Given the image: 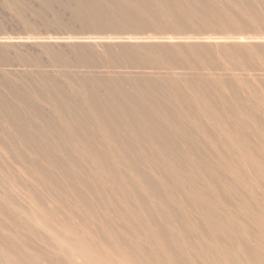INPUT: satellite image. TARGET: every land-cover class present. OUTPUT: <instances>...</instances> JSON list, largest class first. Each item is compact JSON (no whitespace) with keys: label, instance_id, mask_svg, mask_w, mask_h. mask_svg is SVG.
Listing matches in <instances>:
<instances>
[{"label":"rangeland","instance_id":"rangeland-1","mask_svg":"<svg viewBox=\"0 0 264 264\" xmlns=\"http://www.w3.org/2000/svg\"><path fill=\"white\" fill-rule=\"evenodd\" d=\"M0 264H264V0H0Z\"/></svg>","mask_w":264,"mask_h":264}]
</instances>
